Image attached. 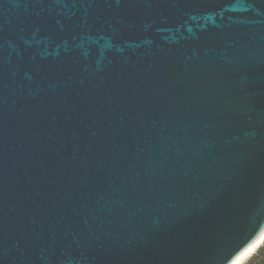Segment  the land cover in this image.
Instances as JSON below:
<instances>
[{
    "label": "water",
    "instance_id": "obj_1",
    "mask_svg": "<svg viewBox=\"0 0 264 264\" xmlns=\"http://www.w3.org/2000/svg\"><path fill=\"white\" fill-rule=\"evenodd\" d=\"M263 242L264 0H0V264Z\"/></svg>",
    "mask_w": 264,
    "mask_h": 264
},
{
    "label": "trees",
    "instance_id": "obj_2",
    "mask_svg": "<svg viewBox=\"0 0 264 264\" xmlns=\"http://www.w3.org/2000/svg\"><path fill=\"white\" fill-rule=\"evenodd\" d=\"M246 264H264V242L252 254V256L245 262ZM244 263V264H245Z\"/></svg>",
    "mask_w": 264,
    "mask_h": 264
},
{
    "label": "bare ground",
    "instance_id": "obj_3",
    "mask_svg": "<svg viewBox=\"0 0 264 264\" xmlns=\"http://www.w3.org/2000/svg\"><path fill=\"white\" fill-rule=\"evenodd\" d=\"M248 260V259H247ZM247 260H245V261H243V262H241V263H239V264H243L244 262H246Z\"/></svg>",
    "mask_w": 264,
    "mask_h": 264
},
{
    "label": "rangeland",
    "instance_id": "obj_4",
    "mask_svg": "<svg viewBox=\"0 0 264 264\" xmlns=\"http://www.w3.org/2000/svg\"><path fill=\"white\" fill-rule=\"evenodd\" d=\"M247 261H248V260H247ZM244 263H245V262H244ZM244 263H243V264H244ZM245 264H246V263H245Z\"/></svg>",
    "mask_w": 264,
    "mask_h": 264
}]
</instances>
